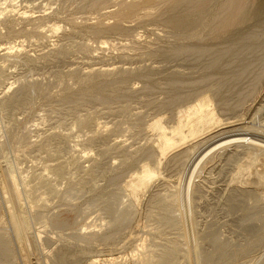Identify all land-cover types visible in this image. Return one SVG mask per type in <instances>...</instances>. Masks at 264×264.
I'll use <instances>...</instances> for the list:
<instances>
[{"label":"rangeland","instance_id":"374dc122","mask_svg":"<svg viewBox=\"0 0 264 264\" xmlns=\"http://www.w3.org/2000/svg\"><path fill=\"white\" fill-rule=\"evenodd\" d=\"M12 1L0 0L10 10H0V264H140L147 249L158 264L171 242L181 248L172 264H264V0H232L245 11L220 35L212 28L225 0L175 12L162 0ZM53 25L61 30L48 34ZM12 45L20 52L3 58ZM108 67L116 71L99 72ZM24 91L27 101L7 109Z\"/></svg>","mask_w":264,"mask_h":264},{"label":"bare ground","instance_id":"6f19581e","mask_svg":"<svg viewBox=\"0 0 264 264\" xmlns=\"http://www.w3.org/2000/svg\"><path fill=\"white\" fill-rule=\"evenodd\" d=\"M95 1V0H94ZM123 1V0H122ZM131 1V0H130ZM141 1V0H140ZM147 1V3L148 4H151V3H159V1H161V0H146ZM184 1H187V0H162V2H164V5H167V9L168 10H172V11H178L179 10V8H180V2H184ZM197 1V0H196ZM202 1V0H201ZM200 1V2H201ZM204 2L205 1H207V0H203ZM212 1V0H211ZM228 2H226V0L224 1V3H225V5L224 6H222V7H224V8H226L224 11L226 12L225 14H224V16L222 17V16H220V15H223L222 14V12H223V10H221L219 7H217L218 9H220L219 11H221V13L219 12L218 14H219V16L218 17H221L220 19L216 16V20H218L219 19V21L217 22V24L215 23V22H213L212 23V25L215 23L216 25H215V28H212V27H214V26H211V28L212 29H214V30H212L215 34H223V33H226L227 34V32L228 31H230V30H232V29H234L238 24H239V22H240V17L243 15L242 13L245 11V9H243V11H242V6H240L239 5V3H241L240 2V0H239V3H238V5H239V7L238 6H235V2L233 1L232 2V0L230 1V0H227ZM236 1V0H235ZM244 2H245V0H243ZM248 1V0H247ZM253 1V0H252ZM7 2H8V0H7ZM6 2V3H7ZM13 2H14V0L12 1V4H13ZM127 2V1H126ZM192 2V1H191ZM197 2H199V0L197 1ZM200 2H199V4H200ZM203 2V3H204ZM216 2V1H215ZM244 2H242V3H244ZM249 3H250V1H248ZM9 3H11V2H9ZM158 3H157V5L156 6H158ZM193 3V2H192ZM191 3V4H192ZM206 3H208V2H205V4ZM217 3V2H216ZM221 3H223V2H221ZM248 3V4H249ZM102 4V3H101ZM114 5H115V3H113ZM160 4H163V3H161L160 2ZM197 4V7H196V5H194V4H192V5H194L196 8L194 9V7L192 8L193 9V12H192V9L191 10H189V11H191V13H193V14H196V13H194V11H198V10H196V9H198V8H200L199 10L201 11V7H200V5L202 4ZM204 4V5H205ZM209 4V3H208ZM208 4H206V6L208 5ZM213 4V3H212ZM212 4H210V5H212ZM245 4H247L246 2H245ZM248 4H247V6H248ZM14 5V4H13ZM93 5V4H92ZM118 5V4H117ZM120 5V4H119ZM125 5V4H124ZM130 5V4H129ZM129 5H127V6H129ZM136 5V4H135ZM146 5V4H145ZM182 5V4H181ZM189 5V4H188ZM203 5V4H202ZM215 5V4H214ZM220 5V4H219ZM222 5V4H221ZM220 5V6H221ZM237 5V4H236ZM17 6V5H16ZM15 6V7H16ZM96 6V5H95ZM126 6V5H125ZM134 5H131V7H133ZM137 6V5H136ZM147 6V5H146ZM155 6V5H154ZM162 6V5H161ZM205 6V7H206ZM213 6V5H212ZM245 6V5H244ZM15 7H13L11 4L9 5V8L11 9V13L14 11L13 10V8L15 9ZM39 7V6H38ZM45 7V6H44ZM147 7H149V6H147ZM159 7V6H158ZM204 6L202 7V8H205ZM209 7H211V6H209ZM214 7V6H213ZM221 7V8H222ZM242 7V8H241ZM7 8V7H6ZM29 8V7H28ZM109 8V7H108ZM162 8V7H161ZM186 8V7H185ZM188 8V7H187ZM216 8V9H217ZM245 8L247 9L248 7H246L245 6ZM44 9V8H43ZM103 9V8H102ZM105 9V8H104ZM133 9V8H132ZM131 9V10H132ZM134 9H138V8H134ZM207 9V8H206ZM252 9V8H251ZM0 10H4V9H0ZM8 9H5L4 11L6 12ZM13 10V11H12ZM145 10H147V9H145ZM152 10V9H151ZM208 10V9H207ZM25 11V10H24ZM129 9L127 10H125V11H122L123 12V15L125 14V16L126 17H129V15H130V13L131 12H133V11H129ZM137 11V10H136ZM189 11H187L188 13H189ZM215 11V10H214ZM258 11V10H257ZM8 12H10V10H8L7 11V13ZM39 12V11H38ZM41 12V11H40ZM107 12V11H106ZM110 12V11H109ZM135 12V11H134ZM149 12V11H148ZM202 12V11H201ZM218 12V11H217ZM253 12V11H252ZM21 13H23V12H21ZM44 13V12H43ZM108 13V12H107ZM119 13L120 12H118V15H119ZM136 13V12H135ZM134 13V14H135ZM145 13V12H144ZM147 13V12H146ZM191 13H189V15L191 14ZM1 15L2 14H4L2 11H1V13H0ZM121 14V13H120ZM148 14V13H147ZM151 14V13H150ZM210 14V13H209ZM103 15V14H102ZM112 15V14H111ZM122 15V14H121ZM121 15H119V16H121ZM122 15V16H123ZM163 15V14H162ZM199 15V14H198ZM206 15H207V13H206ZM22 16V18H24L23 20H27L28 18H31V16H29V15H27V13H23L22 15H20V17ZM36 16V15H35ZM38 16V15H37ZM119 16H117V17H119ZM193 16V15H192ZM195 16V15H194ZM194 16H193V18H194ZM254 16V15H253ZM110 17V16H109ZM145 17H146V15H145ZM202 17H205V16H202ZM207 17V16H206ZM102 18H104V17H102ZM121 18V17H120ZM134 18V17H133ZM191 18V17H190ZM196 18H197V16H196ZM218 18V19H217ZM192 19V18H191ZM195 19V18H194ZM204 19V18H203ZM25 20V21H26ZM124 20V19H123ZM126 20V19H125ZM141 20V19H140ZM176 20V19H175ZM190 20V19H189ZM216 20H214V21H216ZM27 21H29V20H27ZM100 21V20H99ZM177 22H178V20H176ZM194 21V20H193ZM212 21V20H211ZM250 21V20H249ZM4 22V21H3ZM19 23V22H18ZM98 23V22H97ZM194 23H195V21H194ZM193 23V24H194ZM200 23H201V19H200ZM199 23V24H200ZM4 24V23H3ZM8 24V23H7ZM105 24V23H104ZM107 24V23H106ZM180 24V23H179ZM198 24V22L196 23V25ZM198 24V25H199ZM5 25V24H4ZM3 25V26H4ZM13 25V24H12ZM40 25V24H39ZM103 25V24H102ZM178 25V24H177ZM205 25H207V24H205ZM91 26V25H90ZM192 26V25H191ZM209 27H210V25H208ZM2 27V26H1ZM5 27V26H4ZM7 27V26H6ZM15 27V26H14ZM34 27V26H33ZM3 28V27H2ZM195 28V27H194ZM38 29V28H37ZM46 29V28H45ZM48 34L49 33H51V34H56L59 30H61L60 28H58L56 25H53L52 27H48ZM176 29V28H175ZM3 30V29H2ZM8 30V29H7ZM90 30V29H89ZM93 30V29H92ZM184 30V29H183ZM42 31V30H41ZM19 32V31H18ZM32 32V31H31ZM209 32H211V31H209ZM3 33V32H2ZM38 33V32H37ZM187 33V32H186ZM194 33V32H193ZM192 33V34H193ZM254 33V32H253ZM5 34V33H4ZM209 34V33H208ZM210 34H212V33H210ZM209 34V35H210ZM97 35V34H96ZM208 35V36H209ZM214 35V34H213ZM245 35V34H244ZM253 35V34H252ZM4 36V35H3ZM53 36V35H52ZM183 36V35H182ZM188 36H189V34H188ZM212 36V35H211ZM185 37V36H184ZM201 37V36H200ZM223 37V36H222ZM44 38V37H43ZM187 38V37H186ZM195 38V37H194ZM213 38V37H212ZM211 38V39H212ZM218 38V37H217ZM216 38V36H215V39H217ZM0 39H2V38H0ZM198 39V41H199V37L197 38ZM202 39V38H201ZM205 39V38H204ZM203 40V39H202ZM39 41V40H38ZM44 41V40H43ZM240 41V40H239ZM7 42V41H6ZM35 42V41H34ZM139 42V41H138ZM102 43V45H104V47H105V44H106V46H107V44L109 45V43H103V42H101ZM235 43V42H234ZM8 44H9V41H8ZM13 44V43H12ZM225 44V43H224ZM9 45H11V44H9ZM20 45V44H19ZM22 45V44H21ZM46 45V44H45ZM120 45V44H119ZM99 46V45H98ZM101 46V45H100ZM114 46V45H113ZM124 46V45H123ZM194 46V45H193ZM83 47V46H82ZM101 47H103V46H101ZM108 47V46H107ZM185 47V46H184ZM106 48V47H105ZM112 48V47H111ZM204 48V47H203ZM232 48H233V46H232ZM24 49V48H23ZM46 49V48H45ZM82 49V48H81ZM188 49V48H187ZM200 49V48H199ZM198 49V50H199ZM211 49V48H210ZM18 50V52H20V50L18 49V48H16L15 46H5V47H3V50H1L2 52H3V54H2V57L3 58H11L10 56H11V54H14V52L15 51H17ZM22 50V49H21ZM97 50V49H96ZM98 50H101L100 49V47H99V49ZM102 50H104V48H102ZM184 50V49H183ZM183 50H182V52H183ZM198 50H196V53H197V51ZM200 50H202V49H200ZM200 50H199V52H200ZM95 51V50H94ZM205 51V50H204ZM229 51V50H228ZM239 51V50H238ZM1 52V53H2ZM22 52V51H21ZM25 52V51H24ZM45 52V51H44ZM91 52V51H90ZM177 52H178V50H177ZM203 52V51H202ZM201 52V53H202ZM241 52V51H240ZM23 53V52H22ZM96 53V52H95ZM149 53V52H148ZM152 53V52H151ZM180 53H181V50H180ZM19 54V53H18ZM21 54V53H20ZM86 54V53H85ZM92 55V54H91ZM142 55V54H141ZM150 55H152V54H150ZM162 55V54H161ZM224 55V54H223ZM227 55V54H226ZM1 57V58H2ZM94 57V56H93ZM142 57V56H141ZM7 58V59H8ZM92 58V57H91ZM145 58V57H144ZM149 58V57H148ZM264 58V57H263ZM87 59V58H86ZM128 59V58H127ZM131 59V58H130ZM55 60V59H54ZM216 60V59H215ZM228 60V59H227ZM89 61H90V59H89ZM91 61H92V59H91ZM132 64V63H131ZM213 64V63H212ZM6 65V64H5ZM100 67V66H99ZM98 68V67H97ZM124 68V67H123ZM223 68V67H222ZM3 69H4V67H3ZM99 69H101V68H99ZM114 69H115V67L114 68H112V67H108V68H102L101 70H99V72H101V73H104V74H111V73H113V72H115L114 71ZM116 69H117V67H116ZM92 70H93V68H92ZM91 69H90V71H92ZM126 70V69H125ZM129 70H131V69H129ZM88 71H89V69H88ZM122 71V70H121ZM132 71V70H131ZM131 71H129V72H131ZM134 71V70H133ZM263 71V70H262ZM1 72L4 74V72L1 70ZM123 72V71H122ZM127 72H128V70H127ZM135 72V71H134ZM125 73V72H124ZM141 73V72H140ZM92 74V73H91ZM128 74V73H127ZM129 74H131V73H129ZM136 74V73H135ZM86 75H88V74H86ZM95 75H96V73H95ZM99 76H101L100 74H99ZM109 76V75H108ZM107 76V77H108ZM115 76V75H114ZM264 76V75H263ZM70 77V76H69ZM88 77V76H87ZM96 77H97V75H96ZM120 77V76H119ZM261 77H262V75H261ZM84 78H86V77H84ZM122 78V77H121ZM149 78V77H148ZM73 79V78H72ZM127 79V78H126ZM217 79V78H216ZM261 78L259 77L258 78V80H260ZM264 79V78H263ZM1 80V79H0ZM75 80V79H74ZM97 80V79H96ZM120 80V79H119ZM122 80H124V78L122 79ZM121 80V81H122ZM222 80V79H221ZM56 81V80H55ZM125 81V80H124ZM260 82V81H259ZM19 83V82H18ZM113 83V82H112ZM16 84V83H15ZM222 84V83H221ZM12 85V84H11ZM60 85V84H59ZM102 85V84H101ZM204 85V84H203ZM40 86V85H39ZM35 87V86H34ZM12 88V87H11ZM28 88V87H27ZM103 88V87H102ZM40 89H41V87H40ZM84 89V88H83ZM9 90H10V88H9ZM24 89H22L21 91H23ZM33 91V90H32ZM19 92V91H18ZM27 92L29 93V91H24L23 93H21L20 92V94L21 95H19V97H14L13 96V94L11 95V98H6L5 100H7V101H5V106H6V108L8 107H11V106H13V105H15V104H22V103H24L25 101H27V98H28V94H27ZM35 92V91H34ZM118 92V91H117ZM195 92V91H194ZM32 93V92H31ZM206 93V92H205ZM7 94V93H6ZM5 94V95H6ZM15 94V93H14ZM19 94V93H18ZM191 94V93H190ZM200 94H202L203 95V93H200ZM16 95H17V93H16ZM30 95V94H29ZM192 95V94H191ZM3 96V95H2ZM18 96V95H17ZM100 96V95H99ZM196 96V95H195ZM89 97V96H88ZM103 97V96H102ZM104 98H106V97H104ZM195 98V97H194ZM213 98V97H212ZM100 99H101V97H100ZM107 99V98H106ZM108 99H110L109 97H108ZM105 100L104 101V99L102 100V101H104V102H106V101H109V100ZM181 99V98H180ZM95 100V99H94ZM96 100H98L97 98H96ZM111 101V100H110ZM189 101V100H188ZM196 101V100H195ZM201 101V100H200ZM29 102V101H28ZM28 102H26V103H28ZM79 102H80V100H79ZM100 102V101H99ZM208 102V101H207ZM187 103V102H186ZM1 104H4V103H1ZM114 104V103H113ZM24 105V104H23ZM192 105V104H191ZM1 106V105H0ZM3 106V105H2ZM20 106H22V105H20ZM59 106V105H58ZM111 106V105H110ZM184 107V106H183ZM7 108V109H8ZM182 108V107H181ZM6 110V109H5ZM10 110V109H9ZM104 110V109H103ZM126 110V109H125ZM185 110V109H184ZM8 111V110H7ZM129 111V110H128ZM74 114V113H73ZM93 116V115H92ZM41 118V117H40ZM42 119V118H41ZM92 119V118H91ZM14 120V119H13ZM43 121V120H42ZM80 121V120H79ZM169 121H171V120H169ZM39 123V122H38ZM73 123V122H72ZM99 123V122H98ZM118 123V122H117ZM224 124V123H223ZM12 125V124H11ZM105 125V124H104ZM220 125V124H219ZM227 125L228 124H226V127H227ZM41 126V125H40ZM116 126V125H115ZM221 126H222V123H221ZM229 126V125H228ZM232 126V125H231ZM12 127V126H11ZM10 127V128H11ZM95 127V126H94ZM97 127H99V126H97ZM105 127V126H104ZM226 127L224 128L223 126H222V128L225 130L226 129ZM77 128V127H76ZM96 128V127H95ZM220 128V127H219ZM218 128V131L221 129H219ZM12 129V128H11ZM81 129V128H80ZM99 129V128H98ZM231 129V128H230ZM233 129H234V127H233ZM100 130V129H99ZM217 130V129H216ZM215 130V131H216ZM222 130V129H221ZM228 130H229V128H228ZM227 129H226V131H221V132H226V133H228L227 131H228ZM52 131V130H51ZM60 131V130H59ZM96 131V130H95ZM95 131H94V133H95ZM128 131V130H127ZM93 132V131H92ZM99 131H97V133H98ZM230 132V131H229ZM14 134V133H13ZM71 134V133H70ZM74 134V133H73ZM103 134H104V132H103ZM214 133H212L211 135H213ZM218 134V133H217ZM217 134H214V135H217ZM220 134V133H219ZM222 134V133H221ZM48 135V134H47ZM184 135V134H183ZM186 135V134H185ZM224 135V134H223ZM228 135V134H227ZM188 136V135H187ZM220 136H222V135H220ZM219 135L217 136V137H220ZM226 136V135H225ZM74 137V136H73ZM81 137V136H80ZM87 137V136H86ZM112 137V136H111ZM192 137H194V136H192ZM211 137V136H210ZM217 137H215V138H217ZM77 138V137H76ZM98 138V137H97ZM100 138H103V137H100ZM176 138V137H175ZM203 138H205V137H203ZM20 139V138H19ZM108 139H110V138H108ZM117 139V138H116ZM187 139H189V136L187 137ZM191 139V138H190ZM195 139V138H194ZM206 139V138H205ZM208 139V138H207ZM102 140V139H101ZM21 141V140H20ZM87 141V140H86ZM93 141H94V139H93ZM186 141V136H182V137H180L179 136V138L178 139H176V140H172V143H170V145H167V148H168V152H171L172 150L174 151L175 149H178V147H180V145L183 143V142H185ZM189 141V140H188ZM198 143L200 142V141H205V140H196ZM195 141V142H196ZM214 141V140H213ZM67 142V141H66ZM78 142V141H77ZM77 142H76V145H77ZM80 142V141H79ZM78 142V143H79ZM98 142V141H97ZM118 142V141H117ZM192 142V141H191ZM194 142V143H195ZM202 142V143H203ZM206 142V141H205ZM33 143V142H32ZM45 143V142H44ZM53 143V142H52ZM94 143V142H93ZM149 143V142H148ZM187 143V142H186ZM185 143V144H186ZM194 143H192V146H193V144ZM201 143V142H200ZM199 143V144H200ZM46 144H47V142H46ZM113 144V143H112ZM184 144V143H183ZM189 145H190V143H188ZM199 144H196L197 146L199 145ZM69 145V144H68ZM94 145V144H93ZM100 145V144H99ZM121 145H123L122 143H121ZM120 145V146H121ZM164 145V144H163ZM203 145V144H202ZM105 146V145H104ZM114 146V145H113ZM120 146H117V147H119L120 148ZM161 146V145H160ZM160 146H159V148H160ZM166 146V145H165ZM62 147V146H61ZM182 147H184V146H182ZM187 147V146H186ZM190 147V146H189ZM188 147V148H189ZM58 148V147H57ZM63 148V147H62ZM79 148V147H78ZM151 148V147H150ZM166 148V147H165ZM165 148H163V149H165ZM166 148V149H167ZM181 148V147H180ZM191 149H192V147H190ZM194 148H195V146H194ZM96 149V148H95ZM121 149H122V146H121ZM148 149V148H147ZM156 149V148H155ZM158 149V148H157ZM165 149V150H166ZM187 149V148H186ZM3 150V149H2ZM78 150V149H77ZM82 150V149H81ZM92 150V149H91ZM161 150V149H160ZM48 151V150H47ZM51 151V150H50ZM84 151V150H83ZM125 151V150H124ZM123 151V152H124ZM133 151V150H132ZM157 151V150H156ZM172 151V152H173ZM64 152V151H63ZM102 152V151H101ZM119 152V151H118ZM127 152V151H126ZM152 152V151H151ZM155 152V151H154ZM171 152V153H172ZM25 153V152H24ZM75 153V152H74ZM73 153V154H74ZM85 153H87L86 151H85ZM81 154V153H80ZM77 155V154H76ZM89 153L86 155V154H84V155H82V159L83 160H87L88 158H89ZM119 155V154H118ZM67 156V155H66ZM125 156V155H124ZM127 156H128V154H127ZM134 156V155H133ZM169 156V155H168ZM42 157V156H41ZM65 157V156H64ZM79 157H80V155H79ZM152 157V156H151ZM76 158V157H75ZM125 158V157H124ZM128 158V157H127ZM93 159V158H92ZM122 159V158H121ZM129 159V158H128ZM40 160V159H39ZM79 159H77L76 161H78ZM90 160V159H89ZM89 160H88V162H89ZM125 160V159H124ZM123 160V161H124ZM133 160V159H132ZM151 160H154V158H151ZM75 161V162H76ZM135 161V160H134ZM74 162V163H75ZM78 162H80L81 163V161H78ZM78 162H77V165L79 166V164H78ZM120 162V161H119ZM126 162H127V160H126ZM37 163V162H36ZM58 163V162H57ZM65 163V162H64ZM41 164V163H40ZM44 164V163H43ZM56 164V163H55ZM50 165V164H49ZM51 165H52V163H51ZM56 165H58V164H56ZM56 165H53V167H51L52 168V171L56 174V175H61L64 171V169H62L61 167H62V165H64L63 163H62V165H61V167H60V165L59 166H56ZM75 165V164H74ZM128 165V164H127ZM54 166H56V167H54ZM111 166V165H110ZM130 166V165H129ZM8 168V167H7ZM75 168V167H74ZM77 168V167H76ZM96 168V167H95ZM152 168V167H151ZM151 168H148L147 170H145L144 171V173L143 172H141V174L143 173L144 175L146 174V176H147V174H149V173H152L151 175H153V173H154V171H153V169H151ZM149 169H151V170H149ZM48 170V169H47ZM149 170V171H148ZM78 171V170H77ZM151 171H153V172H151ZM14 172H15V170H14ZM52 172V173H53ZM70 172V171H69ZM43 173V172H42ZM53 173V174H54ZM35 175V174H34ZM46 174H44V177L43 178H40L41 176H39V178H40V180L38 179V181H39V187L41 188H45L46 186H47V178H46V176H45ZM72 175V174H71ZM144 175L142 176V177H144ZM20 176V175H19ZM38 176V175H37ZM52 176V175H51ZM88 176V175H87ZM15 177V176H14ZM24 177V176H23ZM48 177V176H47ZM50 177V176H49ZM11 178V177H10ZM34 178V177H33ZM38 178V177H37ZM37 178H36V183L35 184H37ZM45 178H46V180H45ZM146 178V177H145ZM12 179H10V181H11ZM17 180V179H16ZM16 180H14V178H13V180H12V184L11 185H13L12 187V194H13V196L17 199L16 200V203H17V201L19 202V203H22V202H20V200L23 198V197H21L23 194H21V189H20V187H19V185L18 184H20L19 182H18V184H17V181ZM25 180V179H24ZM33 180V179H32ZM55 180V179H54ZM57 180H59V179H57ZM26 181V180H25ZM24 181V182H25ZM28 181H29V179H28ZM21 182V181H20ZM27 182V181H26ZM33 182V181H32ZM22 183H23V180H22ZM30 183V182H29ZM26 184V183H25ZM28 184V183H27ZM26 184V185H27ZM35 184H33V185H35ZM30 185V184H29ZM22 186H23V184H22ZM37 186V185H36ZM37 186V187H38ZM50 186V185H49ZM25 186H23V188L22 189H26L27 187H25ZM48 187V186H47ZM48 189V188H47ZM55 189V188H54ZM27 190V189H26ZM37 190H38V188H37ZM34 191H36V190H34V189H28L27 190V192H26V196H27V200H28V198L29 199H33V197H35V195L37 194H34L35 192ZM39 191V190H38ZM80 191V190H79ZM175 192L176 193H181L179 190H175ZM23 193H25V191L23 192ZM45 193H47V192H45ZM24 195V196H25ZM57 195V194H56ZM5 196V195H4ZM25 196V197H26ZM39 196V195H38ZM44 197V196H43ZM12 198V197H11ZM24 199V198H23ZM13 200V199H12ZM31 201V200H30ZM37 201V200H36ZM35 201V202H36ZM28 202V201H27ZM41 202V201H40ZM25 203V201L23 202V204ZM30 203V202H29ZM39 203V202H38ZM43 203H44V200H43ZM169 203H171V202H169ZM169 203H166L167 205L169 204ZM21 206H24V205H22V204H20ZM44 205V204H43ZM167 205H165L166 207H167ZM1 206V205H0ZM42 206V205H41ZM47 206V205H46ZM189 208V207H188ZM163 209V208H162ZM189 210V209H188ZM165 212V211H164ZM189 212V211H188ZM32 214V213H31ZM188 214H187V210H186V208L183 210V214L182 215H180V216H178V219H175L173 222H174V224H179L180 225V223H181V221H182V218H184V217H186ZM160 218V217H159ZM47 219V218H46ZM25 220V219H24ZM116 220V219H115ZM113 221V222H116V221ZM161 220H163V218H162V215H161V219H160V221ZM26 221H27V219H26ZM112 221V220H111ZM23 222V221H22ZM25 222V221H24ZM162 222V221H161ZM20 224H22V223H20ZM24 225V224H23ZM31 225V224H30ZM110 225V224H109ZM115 225V224H114ZM113 225V226H114ZM182 225V224H181ZM185 225V224H184ZM29 226V225H28ZM95 226V225H94ZM190 224H186V229L187 228H190ZM181 227V226H180ZM87 228H88V225H87ZM104 228V227H103ZM102 228V229H103ZM112 228V227H111ZM183 230L185 229V228H183V226L181 227ZM191 228H192V226H191ZM86 229V228H85ZM89 229V228H88ZM193 229V228H192ZM28 231V230H27ZM101 231V230H100ZM184 231H187V230H184ZM97 232V231H96ZM39 233V232H38ZM183 234H184V232H183ZM187 234V233H186ZM19 236V235H18ZM181 236H183V235H181ZM185 236V235H184ZM183 236V237H184ZM109 237V236H108ZM186 237V236H185ZM82 238V237H81ZM80 238V239H81ZM105 238V237H104ZM39 239V238H38ZM108 239V238H107ZM106 239V240H107ZM155 239V238H154ZM182 239V238H181ZM82 240H85V238H83ZM88 240V239H87ZM86 241V240H85ZM98 241V240H97ZM102 242V241H101ZM3 243V242H2ZM88 243H89V241H88ZM144 243V242H143ZM145 244H143V245H141V247L139 248V249H143V247H145L144 246ZM153 245H155V244H153ZM1 246V245H0ZM4 246V245H3ZM148 246V245H147ZM146 246V247H147ZM169 247H166L165 248V251H163V252H161V254L159 255V257H158V261H156V262H159V263H165V264H172L175 260V257H173L174 256V254H176V253H178V252H180L181 251V248H180V246L178 245V242L177 243H175V242H171V246L170 245H168ZM150 247V246H149ZM152 248H154V247H152ZM157 249H158V247H156ZM145 249V248H144ZM164 249V248H163ZM9 250V249H8ZM183 250V249H182ZM137 251V250H136ZM143 252V251H142ZM159 252V251H158ZM183 252H184V250H183ZM145 254L144 255H142V257L140 258V257H138V259H137V262L136 263H138V261H139V263L140 264H150V263H152L153 261H154V259H156L155 258V255H154V251H152V250H148L147 249V251L146 252H144ZM142 254V253H141ZM132 256H134V255H132ZM158 255H156V257H157ZM176 256V255H175ZM95 258H96V256H94ZM98 257V256H97ZM7 258V257H6ZM10 258V257H9ZM137 258V257H136ZM135 256H134V261H135ZM94 259V258H93ZM105 259V258H104ZM103 259V262H102V260H100V259H98V258H96L95 260H93L90 264H100V262H102V263H106V264H121V263H123L122 261H120L118 258H109V259H105L104 260ZM132 260H133V258H132ZM55 261V260H54ZM53 261V262H54ZM130 262V261H129ZM129 262H127V264L129 263ZM153 263H155V262H153ZM158 263V264H159ZM124 264H126V263H124ZM134 264V263H133Z\"/></svg>","mask_w":264,"mask_h":264}]
</instances>
